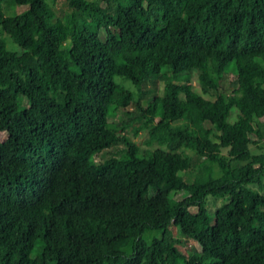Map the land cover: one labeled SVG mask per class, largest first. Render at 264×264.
Masks as SVG:
<instances>
[{"label":"trees","instance_id":"1","mask_svg":"<svg viewBox=\"0 0 264 264\" xmlns=\"http://www.w3.org/2000/svg\"><path fill=\"white\" fill-rule=\"evenodd\" d=\"M66 2L0 0V264H264V0Z\"/></svg>","mask_w":264,"mask_h":264},{"label":"rangeland","instance_id":"2","mask_svg":"<svg viewBox=\"0 0 264 264\" xmlns=\"http://www.w3.org/2000/svg\"><path fill=\"white\" fill-rule=\"evenodd\" d=\"M47 1L54 8V10L56 11L58 15H61L63 13V10L67 6L66 0H47ZM23 8H24V5L13 4V5L8 6V8H5V14H12V13L14 14ZM2 38L8 50L15 52L16 54H20L22 52V49L15 42H13L12 39L8 35L3 33ZM115 80L117 82L122 83L123 85L130 88L131 90L135 91V87L130 83L129 80L118 78V77H116ZM147 85H151L150 82H147ZM161 86H162V81L158 79L157 87L160 88ZM194 87L197 90H199L198 83H194ZM15 101L21 104H27L26 98L22 95H19L18 93H15L14 95V102ZM117 105H119L118 107L126 108L127 111H125L126 109L125 110L117 109L116 113L109 117V120L119 121L121 119H128L132 117L134 118V115L139 110L138 107L134 104V102L127 103L126 101H120ZM138 125H139L138 121H133L131 124H128L126 126L125 132L137 144L142 145L143 144L142 140L144 139L146 135V131L145 129H139L138 132L135 134L134 129L137 128ZM259 125H260L261 137L257 139V144L250 145V150L253 153L264 151V116L259 118ZM3 137H4V131L0 130V142L2 141ZM114 147L117 148L114 151V154H117L118 150L122 148V145H117V146L110 145L108 148L102 149L100 152L93 155V158L95 160L102 159ZM190 155H191V164L189 168L185 172L182 173V176L186 181H192L195 175L197 174V171L202 169V167L198 163L201 160V157L196 155L193 152H191ZM208 198L210 199H208L207 205L210 210H213L215 206L221 201L220 198L213 199L210 196H208ZM159 235H160V231L158 230H145L143 233V237L145 238L147 242H150L152 237L159 236ZM181 246L187 251H189L190 254L193 256V259L191 260L192 263L204 257V254L201 252L198 245L190 238H183L181 241Z\"/></svg>","mask_w":264,"mask_h":264}]
</instances>
